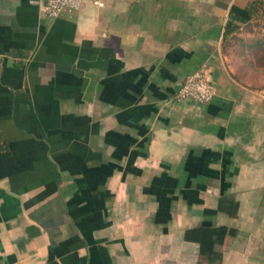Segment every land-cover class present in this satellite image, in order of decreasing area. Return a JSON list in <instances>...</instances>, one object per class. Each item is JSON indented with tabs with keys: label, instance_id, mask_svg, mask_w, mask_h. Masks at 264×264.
<instances>
[{
	"label": "crops",
	"instance_id": "0c3cea01",
	"mask_svg": "<svg viewBox=\"0 0 264 264\" xmlns=\"http://www.w3.org/2000/svg\"><path fill=\"white\" fill-rule=\"evenodd\" d=\"M0 264H264V0H0Z\"/></svg>",
	"mask_w": 264,
	"mask_h": 264
},
{
	"label": "built area",
	"instance_id": "2783aa9c",
	"mask_svg": "<svg viewBox=\"0 0 264 264\" xmlns=\"http://www.w3.org/2000/svg\"><path fill=\"white\" fill-rule=\"evenodd\" d=\"M42 10L51 17H57L64 9L79 10L84 0H39ZM216 94V87L211 80L206 66L200 67L188 75L179 91L176 100L192 99L198 103H209Z\"/></svg>",
	"mask_w": 264,
	"mask_h": 264
},
{
	"label": "trees",
	"instance_id": "16d2710c",
	"mask_svg": "<svg viewBox=\"0 0 264 264\" xmlns=\"http://www.w3.org/2000/svg\"><path fill=\"white\" fill-rule=\"evenodd\" d=\"M254 5V4H253ZM252 5V6H253ZM252 6L251 7H247V8H245V9H239V8H234L233 9V12H236V13H240L241 12V14H245L246 13V15L244 16V17H242L241 16V20L243 21V20H247L248 18H250V16L252 15V13H253V8H252Z\"/></svg>",
	"mask_w": 264,
	"mask_h": 264
},
{
	"label": "rangeland",
	"instance_id": "374dc122",
	"mask_svg": "<svg viewBox=\"0 0 264 264\" xmlns=\"http://www.w3.org/2000/svg\"><path fill=\"white\" fill-rule=\"evenodd\" d=\"M237 37H239V36H237ZM234 42L235 43H238L239 42V38L238 39H235ZM230 44H232V43H230Z\"/></svg>",
	"mask_w": 264,
	"mask_h": 264
}]
</instances>
